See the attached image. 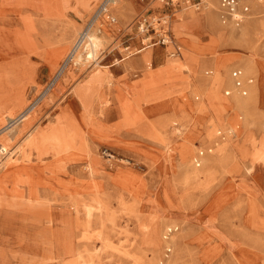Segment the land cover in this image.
I'll list each match as a JSON object with an SVG mask.
<instances>
[{"label": "rangeland", "instance_id": "obj_1", "mask_svg": "<svg viewBox=\"0 0 264 264\" xmlns=\"http://www.w3.org/2000/svg\"><path fill=\"white\" fill-rule=\"evenodd\" d=\"M101 1L0 0V180L28 169L0 197V264H264V0H117L88 31L100 62L73 45ZM217 56L245 109L211 90Z\"/></svg>", "mask_w": 264, "mask_h": 264}, {"label": "bare ground", "instance_id": "obj_2", "mask_svg": "<svg viewBox=\"0 0 264 264\" xmlns=\"http://www.w3.org/2000/svg\"><path fill=\"white\" fill-rule=\"evenodd\" d=\"M115 2H117V0H113L112 3H115ZM205 3H207V1ZM232 15L235 18L241 17L238 12H233ZM102 16H106V15H102ZM176 25H177L178 31L183 36H185L187 34H190L189 32H190L191 22H189V23L188 22L187 23H185V22L184 23H176ZM87 37H88L87 38V40H88L87 47L89 46L88 57L89 58H94L95 61H97V56L96 55L98 53V50H100L101 47H103V41H102V39H101L100 36H98L96 34H93V33L91 34V33L88 32L87 33ZM139 51H141V50H139ZM72 55H74V54H72ZM148 56L150 57L151 55H148ZM156 56H157V58L159 57V55H156ZM82 58L83 57H82L81 54H78L77 57H76V59L78 60V62ZM184 60H185V58L183 59V61L181 62V64L182 65H185V66H189L188 65L189 63H187ZM78 62H76V64H74V65H78L79 64ZM65 66L60 70L59 74L57 75L56 79L54 80L55 83H56V85H55L54 88H58V85L59 84L61 86V84L64 83V81L66 79V76L69 75L76 68V67L69 68V70L67 72H65L66 71V67ZM243 66H244L245 69L246 68L249 69L248 67H250V65H248V67L245 66V65H243ZM213 71L215 72V77H214V81L212 83L211 90L212 91H215L216 88H222L223 86H230V87H232L236 91V96H234V98L231 101H223V104H228L227 106L231 105V106H233L236 109H245L247 107V100L239 96V94H238L239 93L238 92V88L235 85L236 83L233 81V79H232L231 76H230V80H229V77H228V74H227V59L224 58V57L217 56ZM244 75L247 76V74H246L245 71H244ZM59 80H60V83L58 82ZM243 82L245 84V81L244 80H243ZM248 83H251L250 82V79H248ZM129 87H130V85H127L125 87V89H129ZM52 90L50 91L49 94L53 98H55V94H56L55 92H56L57 89H55L54 91H52ZM249 90L251 92V97H252L254 95L255 91H256V88H255V86L253 84H250ZM213 93L214 92H212V97H214L213 96ZM229 93H231V92L226 90V94H229ZM28 113H29V110L26 111L25 114L22 117H20L18 119H11V123L6 128V137H8L9 135L10 136H13L17 132V130L19 129V125L23 121V118ZM37 139H38L37 140V144L38 145L36 146V149H38L40 147V143L42 142V140L39 139V137ZM12 140L13 139H11V142H12ZM7 142H9V141H7ZM56 150L58 151V155L60 154V158H62L64 155L70 154L72 149H71V146L70 145H67V144L62 145L61 144V146H57L56 147ZM262 154L263 153H261V152L260 153L257 152L256 155H254L253 158H252V163L253 164L254 163L256 164L257 162H259V163L264 162V156ZM59 164H60V162L58 161L56 163V167H59ZM27 170L28 169L26 168V165L25 164H20L19 163V164H16V165L9 166L7 168V170H5L4 175H3L2 179L0 180V197H2L4 199H6L8 196L9 197H20L18 195V191H17L18 188L17 187H13V186H9V182H10L9 179L12 178L14 175H16L18 173H21L22 176H24L25 178H27V176H26ZM6 193L7 194L9 193V194L6 195ZM52 221H53V218H52Z\"/></svg>", "mask_w": 264, "mask_h": 264}, {"label": "built area", "instance_id": "obj_3", "mask_svg": "<svg viewBox=\"0 0 264 264\" xmlns=\"http://www.w3.org/2000/svg\"><path fill=\"white\" fill-rule=\"evenodd\" d=\"M168 1H172V0H167ZM113 2V0H102L98 6L96 7V9L94 10V12L92 13V15L88 18L87 22L85 23L83 29L79 32V34L77 35L74 45H73V51L75 49H77V47H79L81 45V43L84 41V39L87 36V33L89 31V29L91 28V26L95 23V21L99 20L102 15H106V19L108 22H114L115 21V17L111 15V13L109 12V5ZM233 1H229L228 3H231ZM160 23L158 19L155 18V20L152 18V21L149 22V20H147L146 18H142L138 20V30H140L141 32H143L144 34H147L149 32H153V33H157V27L156 24ZM161 28V25L159 27V29ZM159 33V31H158ZM162 34H156L157 37L156 40L157 42H161V43H168L169 41V34L168 31L165 29H162ZM149 38L148 36L145 37V39ZM155 37H151L149 38V41L151 44H154L155 41L153 40ZM153 40V41H151ZM72 52V51H71ZM174 53V52H172ZM239 84V82H238ZM2 151H0V157L2 155Z\"/></svg>", "mask_w": 264, "mask_h": 264}, {"label": "crops", "instance_id": "obj_4", "mask_svg": "<svg viewBox=\"0 0 264 264\" xmlns=\"http://www.w3.org/2000/svg\"><path fill=\"white\" fill-rule=\"evenodd\" d=\"M86 1V0H85ZM153 45V44H152ZM102 53H103V51H101V53L99 54V56L97 57V60H99L100 62L103 60V58H105V57H101L100 55H102ZM138 61H141V59H138ZM92 62L94 63V61H93V59H92ZM248 79H250L248 76H245L244 74H243V80L245 81V86L247 87V88H249V86H250V84L251 83H248ZM248 84V85H247Z\"/></svg>", "mask_w": 264, "mask_h": 264}]
</instances>
